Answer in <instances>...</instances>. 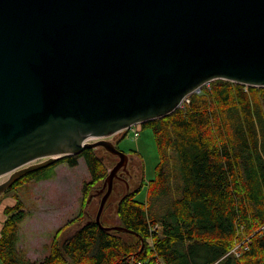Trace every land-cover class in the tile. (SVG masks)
I'll use <instances>...</instances> for the list:
<instances>
[{"label": "water", "instance_id": "obj_1", "mask_svg": "<svg viewBox=\"0 0 264 264\" xmlns=\"http://www.w3.org/2000/svg\"><path fill=\"white\" fill-rule=\"evenodd\" d=\"M215 79L264 87V0H0V194L103 146L119 160L95 221L126 231L100 220L127 160L105 137Z\"/></svg>", "mask_w": 264, "mask_h": 264}, {"label": "trees", "instance_id": "obj_2", "mask_svg": "<svg viewBox=\"0 0 264 264\" xmlns=\"http://www.w3.org/2000/svg\"><path fill=\"white\" fill-rule=\"evenodd\" d=\"M188 98L170 114L138 124L152 130L158 161L151 179L118 198V226L126 232L83 220L109 164L85 147L4 191L12 202L2 206L0 264H264V87L215 79ZM79 158L89 173L80 210L53 231L48 254L30 259L18 249L27 216L21 187L51 178L58 163L76 166ZM143 188L145 199L138 200Z\"/></svg>", "mask_w": 264, "mask_h": 264}, {"label": "rangeland", "instance_id": "obj_3", "mask_svg": "<svg viewBox=\"0 0 264 264\" xmlns=\"http://www.w3.org/2000/svg\"><path fill=\"white\" fill-rule=\"evenodd\" d=\"M137 127V128H136ZM135 130L130 129L120 144V149L126 151L132 158L129 165L131 180H116L111 193L107 197L103 209V223L107 226L118 225L116 217V205L118 198L127 190H134L140 186L143 179L147 182L154 176V167L158 161L157 151L150 128L141 129L136 125ZM137 130V131H136ZM121 133V132H120ZM119 133V134H120ZM115 134L105 137L114 141ZM96 138L89 139L94 141ZM97 153L102 156L104 152L101 146L96 147ZM132 150V151H130ZM108 172L118 160L117 156H107ZM7 175L0 176V182L5 180ZM89 179V173L83 158H79L76 166H68L66 163H58L54 167L53 176L39 181L31 180L27 185L22 186L25 210L27 216L19 224L18 249L30 259H42L48 254V243L53 231L64 224L68 219L76 216L80 210L82 199V182ZM116 179V178H115ZM122 180V181H121ZM128 183V186H127ZM107 189V181L103 180L98 186L92 189L91 197L86 208V217L83 220L95 218L102 195ZM146 189L138 193L136 198L144 200ZM12 202L11 193L3 192L0 197V226L3 220L2 206L4 203ZM72 226L65 235L70 233ZM120 234L126 232L119 230Z\"/></svg>", "mask_w": 264, "mask_h": 264}, {"label": "flooded vegetation", "instance_id": "obj_4", "mask_svg": "<svg viewBox=\"0 0 264 264\" xmlns=\"http://www.w3.org/2000/svg\"><path fill=\"white\" fill-rule=\"evenodd\" d=\"M115 135H117L116 136V139H114V141H112V140H109V141H111L118 149H120L121 147H120V144H121V142H122V140L124 139V137H123V135H122V133H116ZM101 150L104 152V155L106 156H110V155H114V156H117V155H115V154H113V153H111L110 151H108L105 147H103V146H101ZM118 157V156H117ZM118 160H119V157H118ZM117 160V161H118ZM116 161V162H117ZM131 161H132V158L131 157H129L128 156V158H127V160H126V165H125V167L124 166H121L120 167V169L118 170V175H117V179L118 180H120V179H122L123 181H127V180H131L133 177H134V174H131V168H129V165H130V163H131ZM115 162V163H116ZM121 180V181H122Z\"/></svg>", "mask_w": 264, "mask_h": 264}, {"label": "built area", "instance_id": "obj_5", "mask_svg": "<svg viewBox=\"0 0 264 264\" xmlns=\"http://www.w3.org/2000/svg\"><path fill=\"white\" fill-rule=\"evenodd\" d=\"M184 100L188 101L187 97H185ZM261 229L264 230V225L261 227ZM240 245H241V244H236V245L234 246V248L232 249V251H233L236 255H239V254H240V253H239V250H238V248L240 247Z\"/></svg>", "mask_w": 264, "mask_h": 264}]
</instances>
